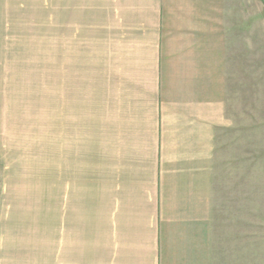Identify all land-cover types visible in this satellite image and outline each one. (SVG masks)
Masks as SVG:
<instances>
[{"label":"crops","instance_id":"1","mask_svg":"<svg viewBox=\"0 0 264 264\" xmlns=\"http://www.w3.org/2000/svg\"><path fill=\"white\" fill-rule=\"evenodd\" d=\"M50 20L59 77L79 74L87 30L119 87L86 167L69 137L55 264H264V191L246 180L264 141L263 1L0 0L1 70L16 46L48 45ZM34 205L46 217L26 199L10 215Z\"/></svg>","mask_w":264,"mask_h":264},{"label":"rangeland","instance_id":"2","mask_svg":"<svg viewBox=\"0 0 264 264\" xmlns=\"http://www.w3.org/2000/svg\"><path fill=\"white\" fill-rule=\"evenodd\" d=\"M49 22L47 46H16L3 61L12 67L0 68V264H55V219L50 209L54 210L63 168L72 181L69 137L76 134L75 152L80 166L86 167L88 145L99 139L103 143L106 129L109 134L116 131L112 122L119 110L114 94L118 91L113 90L119 88L117 80L97 68L96 59L102 55L87 49L92 43L87 30L80 38L79 74L62 79L56 69L54 20ZM250 152L255 154V172L246 174V180L255 183L257 196H262L258 193L264 191V141H257ZM81 181L79 193H87V174ZM24 199L33 204L46 201V217L35 211L43 206L34 205L33 212L15 220L10 210Z\"/></svg>","mask_w":264,"mask_h":264},{"label":"trees","instance_id":"3","mask_svg":"<svg viewBox=\"0 0 264 264\" xmlns=\"http://www.w3.org/2000/svg\"><path fill=\"white\" fill-rule=\"evenodd\" d=\"M263 1V3H264V0H262Z\"/></svg>","mask_w":264,"mask_h":264}]
</instances>
